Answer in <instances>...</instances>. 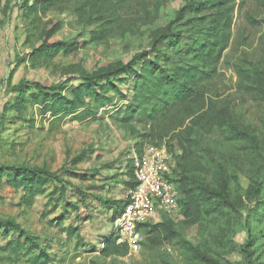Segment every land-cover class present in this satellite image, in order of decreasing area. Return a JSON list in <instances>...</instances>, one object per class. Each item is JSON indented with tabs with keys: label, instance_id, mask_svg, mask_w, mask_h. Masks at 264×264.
Listing matches in <instances>:
<instances>
[{
	"label": "rangeland",
	"instance_id": "obj_1",
	"mask_svg": "<svg viewBox=\"0 0 264 264\" xmlns=\"http://www.w3.org/2000/svg\"><path fill=\"white\" fill-rule=\"evenodd\" d=\"M36 1L43 0H0V171L50 177L30 203L7 179L0 183V264H264V0H127L122 9L115 0L108 12L89 0L32 10ZM215 42L224 47L221 60L206 69L213 80L197 95L216 102L220 125L194 139L211 169L200 180L226 188L231 208L199 225L175 222L177 237L142 228L139 251L105 254L115 208L136 187L127 176L141 136L143 146L167 144L179 178V130L160 139L169 125L162 116L156 124L121 120L131 116L125 112L143 67L156 62L154 76L171 79L198 64L200 45ZM56 43L73 50L31 61ZM123 66L124 74L99 87L103 99L87 116L70 109L53 117L42 103L15 108L39 91L73 100L85 77ZM229 128L247 138L233 139ZM24 235L32 239L27 248L8 245Z\"/></svg>",
	"mask_w": 264,
	"mask_h": 264
},
{
	"label": "trees",
	"instance_id": "obj_2",
	"mask_svg": "<svg viewBox=\"0 0 264 264\" xmlns=\"http://www.w3.org/2000/svg\"><path fill=\"white\" fill-rule=\"evenodd\" d=\"M65 1L68 0H43L40 3L36 1L33 4L32 10L45 9ZM89 1L99 2V9H104L105 12L111 9L115 11V6H113L115 0ZM126 2L127 0H118L115 4L118 5L116 7L122 9L126 5ZM165 39L167 41L171 37L167 36ZM72 50H69L67 46L61 43L43 46L36 50L31 61L34 57L39 59L44 56L57 55L60 52L69 53L68 51ZM223 51L224 47L219 42L207 43L204 46L200 45L195 57L198 64L192 65L188 69H181L171 79L167 76H161L162 72L159 73V76H154L155 73L161 71L156 62H151L147 68L143 67V71L140 74L142 80L137 86L138 89L134 90L133 99L125 112V115L129 114L131 116L121 118L122 121L135 118L139 124H145L150 121L156 124L159 119L168 122L167 125H169L164 126L160 139L179 130L176 133V138L182 154L177 156V170L180 172L179 178H177L176 169L174 170V181L181 194L180 205L183 218L190 225H199L215 213L225 215L227 210L231 208V204L227 200L226 188L214 189L209 184L200 180V177L210 173L211 169L203 162L204 160L201 155L203 151L194 139L197 131L210 134L220 125L219 109L216 107V102L212 100H208L207 102L204 97L201 99L197 94L200 93L203 82L213 80V71H206V69L215 67L220 62ZM128 65L131 66L132 64ZM126 67H120L119 70L106 74L102 73L97 76L85 77L84 82L73 90V100L61 96L60 93L55 95L39 91L34 92L27 99H18L15 108L20 112L25 109L28 102L32 103V105L42 103L44 105V113L51 112L53 117H57L70 109H83L79 115L81 117L87 116L90 105L96 104L103 99L102 95L105 93L99 92V87L100 89L105 88L110 82L114 81L112 79L113 76L124 74L127 71ZM148 68H153V71L151 72ZM162 87L165 89L163 96ZM87 99L90 102H86ZM160 116L162 117L159 118ZM141 117H145V119ZM229 132L233 139L247 138L245 134L236 128H229ZM141 137V143L136 146V151L139 154L142 152L144 148L143 143L146 140L144 136ZM151 144L162 145L164 143L153 142ZM131 164H133V160ZM128 173L129 182L127 185H132V187L137 185L134 165L132 166V171ZM49 177L50 175L43 170L25 168L11 174L0 171V183L3 179H7V183L12 185L15 190H23L25 195L23 201L26 203H30L32 199L31 195L43 193V187ZM127 203L128 201L125 198L121 202V205L115 208V212L112 215L113 221L123 213ZM174 223L170 217L163 215L162 222L154 226H150L152 224H145L142 228H151L166 236L177 237L178 233L174 231ZM12 229L19 228L12 226ZM31 241L30 237L24 235L22 238L9 242L8 245L14 247V249H23L27 248L25 246ZM34 248V246L29 247L28 253H32ZM117 248H125L126 253L128 251L127 246L117 245L116 237L112 236L104 244V253L112 254ZM11 249L5 250L6 254H10ZM5 258V256H0V260Z\"/></svg>",
	"mask_w": 264,
	"mask_h": 264
},
{
	"label": "built area",
	"instance_id": "obj_3",
	"mask_svg": "<svg viewBox=\"0 0 264 264\" xmlns=\"http://www.w3.org/2000/svg\"><path fill=\"white\" fill-rule=\"evenodd\" d=\"M134 174L137 185L126 199L123 213L112 227V235L119 245L139 251L144 242L142 226L160 223L163 215L174 222L183 219L181 194L174 181L175 157L164 143L146 144L139 154L133 153Z\"/></svg>",
	"mask_w": 264,
	"mask_h": 264
}]
</instances>
